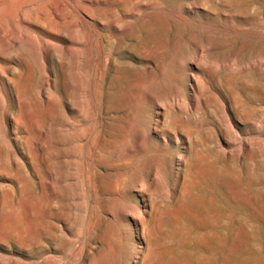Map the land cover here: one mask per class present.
I'll return each instance as SVG.
<instances>
[{
    "label": "rangeland",
    "instance_id": "374dc122",
    "mask_svg": "<svg viewBox=\"0 0 264 264\" xmlns=\"http://www.w3.org/2000/svg\"><path fill=\"white\" fill-rule=\"evenodd\" d=\"M195 1L0 0V111L24 116L29 127L63 111L92 122L90 139L104 122L112 141L134 86L152 75L167 77L171 92L184 78L187 94V75L202 70L233 85L229 103L198 99L187 110L191 150L185 166L173 163L183 184L154 181L145 213L138 212L141 193L128 180L118 187L101 168L109 152L93 160L92 174L62 157L46 181L24 139L26 126L0 112V264H81L86 254L92 264H264V32L256 31L264 27V0ZM122 14L118 30L109 26ZM261 14V25L251 21ZM172 15L187 23L176 26ZM198 22L211 50L192 60L179 40L181 28L198 29ZM160 86L149 85L148 94ZM136 104L149 105L142 97ZM98 139L96 148L104 146Z\"/></svg>",
    "mask_w": 264,
    "mask_h": 264
},
{
    "label": "bare ground",
    "instance_id": "6f19581e",
    "mask_svg": "<svg viewBox=\"0 0 264 264\" xmlns=\"http://www.w3.org/2000/svg\"><path fill=\"white\" fill-rule=\"evenodd\" d=\"M261 5L262 7L260 9H264V3H261ZM124 15H112L109 26L118 30L122 26V18ZM262 19L263 14L256 18H251V21L254 22V20H257L259 23L257 22L256 25H261L263 23ZM171 20L173 24L179 27L187 23L183 17L178 15H172ZM196 25L198 29L196 26H193V29L188 27L186 31L181 28L182 36L179 40L181 44L184 42L189 47L192 60L209 57L210 54L207 52L211 50V46H209L207 41L208 36L205 33L201 34L203 28L201 22H198ZM256 31L264 32V27L260 26ZM251 32L252 38L254 39L255 30L251 29ZM80 33V30L77 28L75 43L82 48L83 38ZM262 45L263 42H260L258 45L260 50H262ZM256 65L261 67V61H258ZM188 76L193 81V84L188 86L190 90L189 94L186 93L185 88H182L184 86V78L174 80L175 86L173 87V92H171L167 77L162 76V73L160 76L152 75L149 81L146 80L147 82H140L134 86V93L132 92L133 98L130 100L131 109L128 112V117L124 120L121 130L115 135L112 141H108V138L105 137L108 134L104 122L98 123V130L94 137L96 140L90 139V134L93 130L92 122L86 120L82 123L79 120H70L63 111L62 117L51 113L42 121L33 120L30 127L24 116L23 118L19 116L20 121L19 118H13L12 112L2 113L0 111L1 117L2 120L4 119L9 124H13V126H26L27 130H24L26 133L24 139L30 144L28 146L34 157L38 158V163L42 167L46 181L51 177L50 172L52 170L50 171V169L54 168L53 165L59 162L62 157H68L67 162L70 167L84 163L88 173L92 174L94 173L93 160H99L101 157L100 152L104 153V155L109 152V156L106 158V162L101 164V168L106 171H112L111 173H113L112 175H114L113 177L118 187L120 186L121 188V185L128 180L131 187L141 193L139 196L141 206L138 212L145 213L151 204V187L154 181L163 177L165 180H171L173 184H183V175L180 173V168L177 166L178 168L175 169L173 163L175 161L182 162L185 166V155L191 150L192 137L190 128L186 122L188 119L187 110L197 108L198 99L202 105H207L209 101H212L211 99L229 103L228 94L233 91L232 83L220 79V77L209 71L202 70L199 73H189ZM199 80H201L202 85H199ZM154 83H158L161 86L159 90L149 95L147 92L148 87ZM43 84L48 86L49 81H44ZM138 97L146 100L149 103L148 107L139 108L138 104H136ZM258 99L261 105H264V95L262 94ZM180 105L185 106L184 110H181L182 107ZM226 108L230 110V107ZM124 114L126 115L125 112ZM122 116L124 115L122 114ZM13 134L15 133L13 132ZM98 138H101L102 144L104 142V146L100 148H96L97 141H99ZM83 149L86 151V159L80 153ZM34 157L30 159V165L33 171L39 173V169L34 164ZM62 163L64 165V161ZM77 176L79 179L80 174ZM71 179L73 178L71 177ZM42 228L43 236L49 237L51 235L49 225L43 224ZM102 259H98L101 264H103ZM92 261L91 257H88L86 254L81 264H92ZM114 264L130 263L125 259L123 262L117 261Z\"/></svg>",
    "mask_w": 264,
    "mask_h": 264
}]
</instances>
